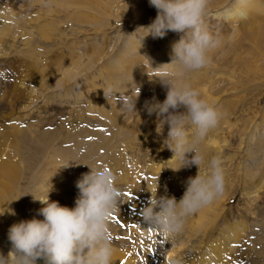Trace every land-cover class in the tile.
Segmentation results:
<instances>
[{"label":"rangeland","instance_id":"obj_1","mask_svg":"<svg viewBox=\"0 0 264 264\" xmlns=\"http://www.w3.org/2000/svg\"><path fill=\"white\" fill-rule=\"evenodd\" d=\"M156 15L149 0H0V165L19 169L0 179L1 222L39 215L35 198L74 207L87 164L103 165L124 193L109 220L114 264H264V0H208L204 24L220 43L187 72L167 64L180 33L145 36ZM166 69L219 108L199 145L201 173L214 156L225 173L210 209L167 236L146 227L142 210L152 194L179 200L198 166L173 169L168 125L157 133L145 109L165 99L156 75ZM136 96L135 110L122 106Z\"/></svg>","mask_w":264,"mask_h":264},{"label":"clouds","instance_id":"obj_2","mask_svg":"<svg viewBox=\"0 0 264 264\" xmlns=\"http://www.w3.org/2000/svg\"><path fill=\"white\" fill-rule=\"evenodd\" d=\"M149 4L157 9V15L149 25L141 26L147 30L145 36L163 38L169 31L181 34L172 44V60L167 64H175L186 72L205 67L209 53L220 43L219 37L204 24L208 0H149ZM156 76L167 88L166 97L163 101L155 97L145 101V109L149 115H156L157 133L168 125L164 146L181 162L179 168L173 169L198 166V173L187 179L179 200L152 194L142 210L146 227L167 236L181 232L187 218L224 191L222 160L211 157L207 171L201 173L205 157L199 147L217 127L222 114L190 82H181L174 70L166 69ZM136 99L137 96L121 97L122 106L135 110ZM188 153L194 155L189 158ZM87 165L90 171L76 183L79 195L74 207L50 201L49 196L35 198L43 205L38 209L39 215L10 225L7 239L11 250L7 255L0 251V264H114L109 220L120 207L124 193L107 166ZM10 212L15 214L14 210Z\"/></svg>","mask_w":264,"mask_h":264},{"label":"bare ground","instance_id":"obj_3","mask_svg":"<svg viewBox=\"0 0 264 264\" xmlns=\"http://www.w3.org/2000/svg\"><path fill=\"white\" fill-rule=\"evenodd\" d=\"M2 26V25H1ZM71 69V68H70ZM73 69V68H72ZM94 104H95V102H94ZM96 105V104H95ZM99 106V105H98ZM103 110H105V109H103ZM75 136V135H74ZM46 137V136H45ZM48 138L50 137V135L49 136H47ZM42 139V138H41ZM19 172V169H18V167L15 165V164H13V163H10V164H5V165H0V179L1 178H9V180H13L14 179V177L16 176V174L15 173H18ZM0 185H3V184H1V182H0ZM151 185V184H150ZM4 189L0 186V204H2V203H4L3 202V196H4ZM208 208L210 209V205H208ZM3 221V220H2ZM2 223V224H1ZM10 227V224H8L6 221H3V222H1V217H0V251H2V240H1V235H3L4 234V232H5V228H9ZM3 252V251H2ZM4 253V252H3ZM174 253V251H173V249L169 252V254H173ZM117 254H119V253H117ZM175 254V253H174ZM121 255V254H120ZM170 255V256H171ZM214 256V255H213ZM120 257V256H119ZM119 257H116V255L113 257L114 259H117V258H119ZM167 257H169V255H167ZM170 258V257H169ZM38 264H43V262L42 261H38Z\"/></svg>","mask_w":264,"mask_h":264},{"label":"snow or ice","instance_id":"obj_4","mask_svg":"<svg viewBox=\"0 0 264 264\" xmlns=\"http://www.w3.org/2000/svg\"><path fill=\"white\" fill-rule=\"evenodd\" d=\"M127 195L131 196V193H128ZM115 218V217H114Z\"/></svg>","mask_w":264,"mask_h":264}]
</instances>
